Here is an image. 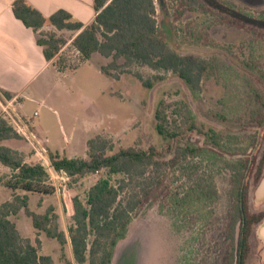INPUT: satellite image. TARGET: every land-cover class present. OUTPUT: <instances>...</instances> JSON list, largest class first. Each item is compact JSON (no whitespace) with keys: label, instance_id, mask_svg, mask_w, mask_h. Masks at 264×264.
I'll return each instance as SVG.
<instances>
[{"label":"rangeland","instance_id":"obj_1","mask_svg":"<svg viewBox=\"0 0 264 264\" xmlns=\"http://www.w3.org/2000/svg\"><path fill=\"white\" fill-rule=\"evenodd\" d=\"M156 2L158 21L171 47L181 54L211 61L214 73L203 79L201 91L192 92L174 73L138 64L112 69L111 78L101 67L112 60L100 54L76 69L63 68L35 90L31 100L15 107L25 118L39 113L32 127L47 147L48 156L59 151L68 157L87 158L88 142L102 136L114 145V151L154 146L165 150L168 160L172 157L168 141L156 129L155 113L161 100L171 104L186 102L201 126L238 138L241 147L261 130L260 153L264 154V125H258L264 117V0ZM219 4L222 6L217 7ZM238 15L248 21L234 18ZM52 33L66 41L59 56L67 58L68 65L79 64L80 56L72 45L75 33L50 28L44 31ZM157 76L164 79L157 81ZM146 82L153 87H147ZM190 136L193 141L200 137L195 133ZM5 144L22 148L32 164L42 162L25 140ZM8 173L9 168L0 163V176ZM102 176L98 173L78 182L58 179L57 193L53 195L14 190L0 183V204L19 194L28 195L30 208L38 213L55 206L61 217L60 226L68 232L72 223L66 210L69 198L80 196L84 200ZM215 182L219 199L208 208L206 223L199 220L197 213L178 217L167 199L173 184L167 182L136 214L126 239L115 250L113 264H232L234 244L229 235L235 201L230 196V173L218 175ZM249 206L252 212H264V170L257 184L250 181ZM13 220L21 236L34 242L38 233L31 218L22 211ZM40 239L42 254L52 256L55 264H67L56 239L44 233ZM67 246L69 257L71 243ZM247 264H264V221L254 228Z\"/></svg>","mask_w":264,"mask_h":264},{"label":"trees","instance_id":"obj_2","mask_svg":"<svg viewBox=\"0 0 264 264\" xmlns=\"http://www.w3.org/2000/svg\"><path fill=\"white\" fill-rule=\"evenodd\" d=\"M93 2L97 15L89 25L75 20L66 10L46 17L26 0H16L13 9L16 17L35 32L53 25L58 30L78 33L72 41L80 56L79 64L75 65H68L67 58L59 56L66 44L64 39L53 33L39 34L38 43L44 47L46 59L55 60L61 71L76 69L94 54H100L112 60L108 66L101 67L111 78L112 69L138 64L174 73L192 92L201 91L203 79L214 73L215 65L211 61L181 54L171 47L158 21L156 0ZM234 18L248 21L239 15ZM145 85L153 87L150 82ZM0 95L11 98L10 93L0 92ZM155 119L157 132L168 141L172 154L168 160L166 151L154 146L114 151V145L102 136L88 142L87 158L51 152L49 158L54 170L65 172L72 182L98 173L103 176L90 187L84 200L80 196L69 198L66 210L72 223L68 232L61 228V217L54 206L38 213L30 208L28 195L14 194L12 200L0 204V264H55L52 256L41 254L42 233L60 243L67 264H73L67 256L69 242L75 264H113L115 250L126 239L136 214L167 182L173 184L167 199L178 217L197 213L199 220L206 223L208 208L219 199L215 178L225 172L231 175L230 196L235 201L229 235L234 244L232 264H247L254 228L264 221V212H252L249 206L250 181L253 179L257 184L264 170L261 130L241 147L238 138L225 137L211 126H201L184 101L171 104L161 100ZM258 125L263 127L264 117ZM190 133L199 135V140L193 141ZM11 140L24 141L0 116V163L10 170L0 176V183L14 190L55 194L56 187L47 168L40 162L29 163L25 152L5 144ZM22 211L37 230L34 242L21 236L13 220Z\"/></svg>","mask_w":264,"mask_h":264},{"label":"crops","instance_id":"obj_3","mask_svg":"<svg viewBox=\"0 0 264 264\" xmlns=\"http://www.w3.org/2000/svg\"><path fill=\"white\" fill-rule=\"evenodd\" d=\"M15 1L0 0V92L11 94L10 99L0 95V113L5 106L20 108L25 100L34 97L35 90L40 86L43 87L46 81L54 79L55 75L62 72L55 64V60L46 59L45 49L39 45L38 37L40 33L44 34L46 28L69 31L58 30L53 25H45L39 32H35L16 17L13 9ZM26 2L46 17L59 10H66L75 20L85 25L91 24L97 15L93 0H26ZM74 33L75 36L78 34ZM17 149L23 151L22 148ZM28 162L30 163L29 160ZM69 249L71 251L69 258L75 264L72 246Z\"/></svg>","mask_w":264,"mask_h":264},{"label":"built area","instance_id":"obj_4","mask_svg":"<svg viewBox=\"0 0 264 264\" xmlns=\"http://www.w3.org/2000/svg\"><path fill=\"white\" fill-rule=\"evenodd\" d=\"M77 53L79 54V52ZM2 112L4 113V116L3 114L0 116L5 118L8 121V123L14 128L16 133L19 136H21L27 142V144H29V146L33 149L34 153L40 157L41 159L40 161H42L40 163H42L44 166L45 164L43 163V161L47 163V165L51 170L50 175H52L53 177L52 181L56 189L58 188V186L55 181H57L58 179L64 181L69 180L70 177L65 172H57L54 170V168L51 165L50 158L47 155L48 152L47 147L42 142V139L33 130L32 121L34 118L39 116V113L35 112L32 118H25L19 115L16 109L12 106H5ZM45 167L48 168L47 166ZM61 174L63 175V177Z\"/></svg>","mask_w":264,"mask_h":264}]
</instances>
